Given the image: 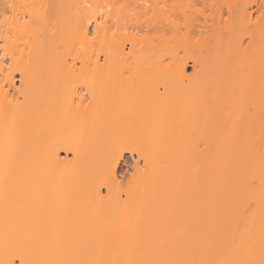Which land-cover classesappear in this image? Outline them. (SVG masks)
<instances>
[{"label": "bare ground", "instance_id": "6f19581e", "mask_svg": "<svg viewBox=\"0 0 264 264\" xmlns=\"http://www.w3.org/2000/svg\"><path fill=\"white\" fill-rule=\"evenodd\" d=\"M52 1L0 39V264H264V0L184 31L165 14L138 43L90 0L76 25L63 3L82 0ZM152 1L135 10L164 11ZM199 39L210 51L163 55Z\"/></svg>", "mask_w": 264, "mask_h": 264}, {"label": "rangeland", "instance_id": "374dc122", "mask_svg": "<svg viewBox=\"0 0 264 264\" xmlns=\"http://www.w3.org/2000/svg\"><path fill=\"white\" fill-rule=\"evenodd\" d=\"M0 1H1L0 2V39L4 36V33L6 31V27H7V24H8L7 21H9V20H12V19L25 20V19H28L30 16L43 17V16H49V15H51V13H53V14L55 13L54 9H55L56 3H54L52 0H0ZM90 1L92 3H94V7L91 8V9H93V11H95L99 15V21H100V19L104 20L105 21V26L106 27L109 26V29L107 30L108 33L116 32L118 34V35H116V38L119 39V40L120 39L125 40V38H126L125 36L126 35H130V37L132 36L134 39H136V41L138 43L140 38L142 37V35L146 32L144 30L145 27H146L145 24H148V22L150 23L152 19L155 22L158 20L157 24H158L159 21L163 23V20L166 19V18L168 19V16L170 15L169 19L170 20L172 19L173 21L175 20L174 22L177 21L176 23L178 24V26L182 29V31H184V28L182 27L184 25V20L189 21L193 17L194 14H195L194 18L195 17L196 18H200L201 13L202 14L203 13L207 14L208 12L210 13L211 7H212V11H213L214 7L219 5L218 3H221L223 0L222 1L219 0L220 2L218 0L217 1H213V0L210 1V5H209L210 8L207 6L208 5V3H207L208 0H206V4L205 3L202 4L205 8H203V7L200 8V6H202L200 3H203V1H205V0H203V1L200 0L199 4L197 3L199 0L198 1L197 0H192V1L191 0H169L167 3L165 2V6L166 7L164 6V2L162 3V1H165V0H161V1L154 0V1H157V2L161 3V4H159V3L158 4H159V6L161 5L162 8L158 7L157 11H159L160 8H161V10L163 8H165V9H164V11L162 10L163 12L162 11L159 12V13L156 12L158 14L155 13V17L152 16L153 12H151V10H150V14H151V15H149L150 19H149V17H147V15H145V16L142 15L141 16L138 13V11L141 10V7H139L138 5L142 4V2L144 4L145 3H149L148 1L153 2L152 0H148V1L147 0H143V1L142 0H112L111 4L109 6H107L106 0H90ZM137 1H138V3H137ZM194 1H195V3H194ZM211 2L214 3L213 4L214 6H211L212 5ZM63 4L67 6V8H66V10H64V12L66 14L70 15L71 22H73L74 25L78 24L82 20V18L85 19V13L82 12L81 9H80L81 6L86 4L84 0L79 2L77 5H76L75 2H72V1H65ZM135 4L137 5V7L135 6ZM144 4H142V5H144ZM166 4H168V5H166ZM215 4H217V5H215ZM86 5L88 6V4H86ZM147 5H149V4H147ZM135 7H136V9L138 8V11L135 10ZM208 8H209V10H208ZM167 10H168V12H167ZM169 10L171 12H169ZM131 11L132 12L134 11V12L132 13ZM194 11L200 12V15H199V13L194 12ZM106 12H107V16H106ZM129 12H131V14H134L135 16L136 15L137 16L135 17L134 15L133 16L131 14L129 15ZM161 13H162V15H161ZM55 14H57V12ZM165 14L167 16H165ZM225 15L226 14L224 13V16ZM253 15L255 16V14H253ZM157 16H158V19H157ZM141 17L144 18V20H142ZM131 18H133V19L131 20ZM137 18H139V19H137ZM186 18H188V19H186ZM127 19H128V21H127ZM135 19H137V21ZM124 20H126L125 28L127 30L124 29V27H123L125 25V22H124V25H123V21ZM139 20L143 24H141L139 22ZM145 20H146V22H145ZM153 20H152L153 24L152 23L151 24L156 26V24H155V22ZM168 20H166V21L168 22ZM166 21H165V23H166ZM186 22H185V24H186ZM130 23L132 24V27L130 26ZM139 23L141 24V29L142 30L139 29V27H140ZM165 23H163V24L165 25ZM179 23H180L181 26L179 25ZM136 24H137L138 27L136 26ZM151 28L152 27H150V29H149L150 30L149 33H153L154 34L155 31L152 30ZM151 30L154 31V32H151ZM237 31H235L236 33L232 34V35H234L232 38L233 39H240L241 41L244 40L242 42L247 43V40H249V37H248L247 33L244 34L246 32V29L245 30L241 29V31L243 33L241 31H238L239 34L237 33ZM147 34L148 33H146L144 35L146 36ZM235 34L236 35L238 34L240 36L238 37V35L236 36ZM67 36L68 37L66 39H72L73 38V33L69 32L67 34ZM241 37L242 38L244 37V38L241 39ZM202 40H204V39L196 40L195 42H197V43H195L192 40H190L191 42L188 41V45L184 44L186 42H183V44H182V41H179V40H177V43L179 42L180 45H178L176 42L174 43L173 41L172 42L170 41L171 43L170 42L169 43L171 45L169 44V47H165L164 48V50L162 51L164 53L163 55L166 58H168L171 55H174V56L180 57L181 59H186V58H189V57H193V56H196L198 54L203 55L204 54V50L208 52V51H210V49L208 50L207 49L208 47H206L207 50L205 49L206 43L204 45L202 43ZM0 44H2L1 41H0ZM139 44H141V43H139ZM141 45H138L139 48L141 47ZM201 47L204 48V50ZM129 48H130V44L126 41V44H125V47H124L125 52H128ZM212 48H213L212 49L213 51L212 50L211 51L213 53L216 52L215 50H217V49L215 48V46H213ZM60 49H63V47L61 45H60ZM219 51H220L219 54H221V50L218 48L217 52H219ZM2 56L3 55L0 53V57H2ZM4 58L5 59L2 60V61L5 62L6 65H9V63H10L9 59L7 57H4ZM68 60H70V58H68ZM188 63L189 64L187 66V72L190 73L192 71V68H191L192 67V65H191L192 63L190 61ZM220 63L221 64L225 63V61L224 62L220 61ZM15 77L16 78L18 77L17 73H15ZM263 91L264 90L261 91V93H260L261 95L259 96V99L264 102V92ZM60 155L63 156L64 153H60ZM124 157H125L124 160L126 161L128 166H126L127 164L123 165L122 168L118 171L117 178L120 181L121 180L125 181V179L128 177L130 172H133L132 171V165H133V160L134 159H132L130 157V154H128V153H124ZM133 157L135 158V154L133 155ZM128 172H129V174L127 175ZM179 208H181V207H179ZM83 224H84L83 221L76 220V223L70 224L69 226H70L71 230L77 231V230H79L82 227Z\"/></svg>", "mask_w": 264, "mask_h": 264}]
</instances>
